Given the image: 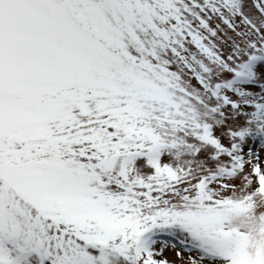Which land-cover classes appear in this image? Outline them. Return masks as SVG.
<instances>
[{
  "label": "snow or ice",
  "instance_id": "6c2138e0",
  "mask_svg": "<svg viewBox=\"0 0 264 264\" xmlns=\"http://www.w3.org/2000/svg\"><path fill=\"white\" fill-rule=\"evenodd\" d=\"M168 248L264 264V0H0V264Z\"/></svg>",
  "mask_w": 264,
  "mask_h": 264
},
{
  "label": "rangeland",
  "instance_id": "374dc122",
  "mask_svg": "<svg viewBox=\"0 0 264 264\" xmlns=\"http://www.w3.org/2000/svg\"><path fill=\"white\" fill-rule=\"evenodd\" d=\"M157 247H159V245ZM177 250L179 249L178 248L177 249L168 248L165 250L164 256L167 258L168 261H170L171 264H187L188 255L183 256V259H181L180 257L177 256L176 254L177 252H175ZM174 253H175V256H172V254Z\"/></svg>",
  "mask_w": 264,
  "mask_h": 264
},
{
  "label": "bare ground",
  "instance_id": "6f19581e",
  "mask_svg": "<svg viewBox=\"0 0 264 264\" xmlns=\"http://www.w3.org/2000/svg\"><path fill=\"white\" fill-rule=\"evenodd\" d=\"M177 251H180V249L179 250H177ZM177 251H175V252H177ZM188 255V253L187 252H183V256H187ZM172 256H175V253L174 254H172ZM171 264V263H170Z\"/></svg>",
  "mask_w": 264,
  "mask_h": 264
}]
</instances>
